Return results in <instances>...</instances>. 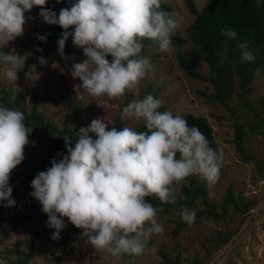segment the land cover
I'll return each mask as SVG.
<instances>
[{"label":"clouds","instance_id":"1","mask_svg":"<svg viewBox=\"0 0 264 264\" xmlns=\"http://www.w3.org/2000/svg\"><path fill=\"white\" fill-rule=\"evenodd\" d=\"M47 3L0 0V49L24 35L25 14L39 7L44 22L64 29L58 40L62 58L68 59L64 49L69 37L83 50L86 58L74 62L71 71L74 79L82 81L74 86L77 92L82 88L90 96L123 103L127 93L153 68L150 59L140 55L142 41L152 40L160 52L171 51L177 25L162 10V0H76L58 16L45 7ZM37 35L46 42V36ZM223 35L237 37L232 29H225ZM237 47L242 63L255 60L247 42H239ZM37 59L46 63L43 57ZM25 62L24 56L14 51L0 50V65L5 67L4 77L9 82H17ZM25 75L34 82L31 71ZM161 106V101L149 94L122 108V120H142L146 131L128 126L109 130L110 122L97 118L79 128L74 147L71 137H64L67 154L60 160L53 158L51 166L31 181L30 195L41 203L48 226L55 229L52 239L60 238L67 226L66 217L83 229L81 235L95 251L116 258L142 256L150 238L163 233V225L156 218L158 210L148 198H156L161 204L176 203L178 188L190 176L209 189L215 185L221 156L197 126H190L181 115L158 111ZM24 120L22 111L0 106V201H6L5 206L16 203L9 180L25 159L29 144ZM195 216L187 208L181 211L182 222L188 225L195 222Z\"/></svg>","mask_w":264,"mask_h":264},{"label":"rangeland","instance_id":"2","mask_svg":"<svg viewBox=\"0 0 264 264\" xmlns=\"http://www.w3.org/2000/svg\"><path fill=\"white\" fill-rule=\"evenodd\" d=\"M63 1L69 3L72 0ZM193 1L199 11L208 2ZM162 2L170 6L169 14L177 25L172 34V48L170 52L164 53L159 51L158 45L152 40L142 43L140 55L148 57L153 68L130 91L131 99H139L150 88L153 96L161 101L162 108L158 111L206 117L216 140L214 150L222 158L217 182L211 189L205 184L203 194L196 197L189 206L180 208L171 205L168 210L158 211L156 218L163 225V233L154 234L150 238L144 255H123L120 258L107 252L95 251L87 238L80 233L73 242L66 245H57L51 240H36L32 256L24 261L36 234H52L55 229L46 223V213L32 211L23 200L12 193V199L16 202L13 206H5L7 202L0 201V207L5 214L33 212L39 216L17 227L7 222L0 225V264H167L166 256L169 264H209L227 245L228 239L236 234L238 236L226 246L223 255L213 263L264 264V210L263 213L249 216L252 210L264 203V66L255 71L251 88L244 95H239V89L235 87L232 97L225 104L211 101L202 91L213 93L214 85L208 80H197L189 76L181 69L176 57L177 50L188 53L194 49L188 28L194 22L195 15L188 8L186 0ZM25 15L28 20L24 26V35L0 50L6 53L14 51L24 56L27 61L34 55L28 45H33L36 50L43 49L37 34L46 36L48 23L44 22L38 11L31 10ZM64 53L68 59L62 58L58 49L48 51L44 57L45 64H41L36 58L27 69L18 71L19 79L16 83L6 80L5 67L0 65V101L4 94L11 95L13 99L16 96H25L21 106L28 113L35 106L37 111L43 113L44 121L54 128L56 134L63 129L73 130L76 124L73 110L64 98L66 94H70L78 105L79 128L90 125L97 118L104 119L106 123L109 121V130L112 127L122 130L125 126L135 129L143 122L121 119L120 112L124 102L106 96H90L82 88L77 92L74 86L82 81L79 78L74 79L71 71L73 63L82 59L72 49H64ZM195 67L205 76L211 75L206 63L199 62ZM29 71L33 74L34 82L26 78L25 73ZM25 125L29 131L25 159L12 172L23 171L34 179L37 173L46 171L51 166L53 158L60 160L62 157L50 156L40 162L37 155L42 148L40 136L43 131L35 122L30 121ZM239 129L244 132L242 146L247 154L255 155L253 159L242 157L237 149L235 135ZM90 135L95 138L94 133ZM181 187L178 188L179 193ZM229 188L232 189L234 203L226 201ZM243 205L247 209L243 210ZM38 206L42 210L40 202ZM185 208L196 213L195 222L184 225L175 236L173 231L176 221L182 222L181 211ZM210 209L211 213L206 211ZM201 210L203 212L198 214ZM63 219L67 226L61 231L59 240L79 229L66 217ZM246 220V227L238 233Z\"/></svg>","mask_w":264,"mask_h":264},{"label":"trees","instance_id":"3","mask_svg":"<svg viewBox=\"0 0 264 264\" xmlns=\"http://www.w3.org/2000/svg\"><path fill=\"white\" fill-rule=\"evenodd\" d=\"M74 3L75 0H72L69 3H66L63 0H48L45 7L56 12L58 16L62 8H70ZM186 3L192 14L195 15L194 22L188 28L189 37L193 42L194 49L188 53H183L180 50H177L176 57L179 66L192 78L197 80H208L214 85L215 91L213 93L202 91V94L206 95V97L213 102L225 104L226 100L232 97L235 87L239 89V95H244L246 91L251 88L250 84L254 79L255 71L259 67L264 66V0H208L206 5L200 11L196 8L193 0H186ZM161 7L162 10L167 11L168 13L171 10L170 6L163 2ZM32 10L40 12L39 7H34ZM225 29L235 30L237 33L236 39H229L227 36L223 35ZM63 31L64 29L59 25L48 24L46 42L38 40L39 44L43 47V51L39 52L33 45H28L33 50L34 55L25 62L24 69H27L31 62L36 60V58H44L46 54H48V51L57 50L58 40L61 38ZM146 41L149 40H143L142 43H145ZM239 42H247L249 51L255 56L253 62H241V52L237 47ZM65 49H72L82 60L86 58L83 50L74 45L72 37L67 39ZM108 58L109 60L112 59L111 56ZM199 62H204L209 66L210 76H205L195 67V64ZM149 94L153 95L150 88L136 100L143 99ZM64 98L73 110V114L76 117V124L73 130L63 129L59 134H56L54 128L44 121L43 113L37 111L35 106H33L30 113L21 106L25 101V96H16L15 99H13L11 95L4 94L0 101V106H6L8 108L22 111L25 116V123L30 121L35 122L43 131V134L40 136L42 148L37 155V159L40 162L50 158V156L62 157V155L67 154L64 139L65 136L71 137L72 146H75L78 135L76 131H78L80 124L78 105L74 99H72L70 94H66ZM131 101V92L129 91L126 99L123 101L124 104L122 107ZM182 117L188 121L190 126H197L205 134L210 146L214 149L216 146V140L208 119L204 116H195L193 114H185L182 115ZM118 130H121V128ZM135 130L146 131L147 129L144 122H142L135 128ZM54 134L56 135L55 137L53 136ZM243 136L244 132L239 129L235 135L237 149L242 157L253 159L255 155L253 153L247 154L242 146ZM32 180L33 178L25 174L23 171H15L14 173H11L9 186L13 189L12 193L23 200L28 208L40 214L43 211L38 206L39 201L30 195L33 191L31 187ZM204 185L205 183L201 182L196 177L190 176L184 182L180 190V197L183 198L178 196L176 203L161 204L158 199L151 197L148 198V200L158 211L168 210L171 205L183 208L191 205L196 197L203 194ZM226 201L234 203V195L231 188L227 190ZM245 208V205H243V210ZM249 210H251V208ZM263 210L264 207H262L258 213H263ZM206 211L211 213V209ZM202 212L203 211L201 210L198 214H201ZM250 215L251 212L249 213V216ZM37 216L39 215L34 214L33 212L28 214L17 213L14 215H7L0 207V225L7 222L12 226L17 227ZM211 216L215 215L212 214ZM44 217L47 223L48 216L44 215ZM186 224L187 223L181 221H176V227L173 231L174 235H178ZM239 230L240 228L237 232H239ZM82 232L83 229L79 228L72 232V236H65L62 240L52 239V234H48L47 232L38 233L31 241L30 250L25 254L24 261H27L32 256L33 245L36 240H51L57 245H66V243L73 242ZM231 238H233V235L228 241ZM165 258L167 264H169L167 256ZM208 263L214 264L213 261Z\"/></svg>","mask_w":264,"mask_h":264},{"label":"water","instance_id":"4","mask_svg":"<svg viewBox=\"0 0 264 264\" xmlns=\"http://www.w3.org/2000/svg\"><path fill=\"white\" fill-rule=\"evenodd\" d=\"M262 207H264V203H263L262 205H259V206H258L257 208H255L254 210H252V211H251V214H252V215L257 214V213L260 211V209H261ZM247 223H248V220H246V221L243 223V225H242L241 228H240V229H241L240 231H242L243 228L246 227ZM240 231H239L238 233H240ZM236 235L238 236V234H236ZM236 235L228 241L227 245H228L229 243H231V241H232L234 238L237 237ZM227 245H226V246H227ZM226 246L222 249V251H221L219 254H217V255L215 256V258L213 259V261L217 260V259H218V258L224 253V251L226 250V249H225Z\"/></svg>","mask_w":264,"mask_h":264}]
</instances>
